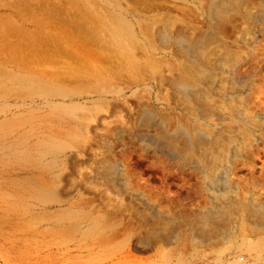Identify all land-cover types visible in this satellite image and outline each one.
<instances>
[{
  "label": "bare ground",
  "instance_id": "6f19581e",
  "mask_svg": "<svg viewBox=\"0 0 264 264\" xmlns=\"http://www.w3.org/2000/svg\"><path fill=\"white\" fill-rule=\"evenodd\" d=\"M170 1L166 3L170 4ZM181 1L183 7L181 10L176 7L179 11H175L182 16L186 6V11L191 10L189 13L200 12L208 22L206 30L203 26V32L194 33L177 25L178 20L172 19L175 24L169 23L167 19L170 17L161 18L166 22L160 21L155 28L158 20L155 17L163 9L160 11L159 4H152L150 0H119L117 4L105 7L94 1L95 5H91L85 0L87 4L82 2L81 6V0H75L74 39L73 42L70 40L71 46L67 41L73 49L69 58L72 59L70 67L74 78L68 80L71 81L70 87L63 83L51 85L49 81L50 84L43 82L38 87H30L31 96H38L43 103L41 112L47 108L49 114L31 115L26 122L21 119L25 122V131L19 136L12 134L11 166L7 170L10 225L16 231L21 229L26 251L37 254L44 263L55 264L65 256L81 258L95 252L98 245L92 242H102L106 244L107 264H121L132 251L125 247L115 249L119 223L115 219L120 217L123 206L140 199L146 207L156 211L152 210V217H145V222L153 226L147 234H141L144 237L141 236L136 244L150 245L153 238L175 243L181 238L180 226L190 228L192 253L189 255L178 247L166 245L173 249L155 252L154 264H264V202L242 196L243 181L246 184L248 181L240 174L239 177L237 172L241 165L249 168L250 172L257 170L255 161L264 150V107L254 110L250 104L251 100L256 102L254 93L262 84L260 74L263 73L261 63L264 56L259 49L264 45L261 33L264 32V0ZM176 4L180 6L178 2ZM173 10L169 9L168 13L171 15ZM186 11L184 19L188 17ZM174 16L178 18V15ZM230 28L237 33L239 57L235 47L236 56L229 49L228 45H234L227 43L229 35L234 34L230 33ZM229 38L234 39L232 35ZM260 55L263 57L261 60ZM170 56L175 59L171 60ZM250 68L257 69V72ZM62 77V80L57 79L63 82ZM39 78H35L36 81ZM23 81L27 82V79ZM165 84L170 87L168 96L163 95ZM26 88L28 90L25 85ZM131 98L146 99L141 103V113L134 123L136 135L148 143L146 149L152 148L156 154L165 153L166 158L169 155L172 168L178 174L183 175L190 169L198 171L202 188L215 192V196H210L211 205L208 204L207 212L197 219L200 226L193 224L195 216L185 212L183 199L167 196L164 200L161 196L151 195V188L148 192L142 189L136 172L125 159H122V164L113 160L115 156L111 160L115 147L108 138L114 142L110 132L117 130L114 133H122L123 126L126 127L130 121L127 120L128 112L134 106ZM255 99L259 103H256L257 107L264 101H259L258 97ZM164 100L167 103L171 100L185 110L190 122L180 120L176 127H171L168 110L154 105L165 104ZM229 118L245 120L244 124L239 123L240 126L237 123L234 126L229 120V133L233 136H227L216 128L200 129L196 124L199 119L220 124ZM12 120L14 125H19L17 120ZM99 129L103 131L99 132ZM97 138L106 141L108 156H103L104 160L99 161L101 166L95 169L85 157L90 155L87 152ZM94 151L95 155H100L97 149ZM94 159L98 158L95 156ZM253 174L252 187L263 186L264 179L260 180ZM99 201L105 210L101 214L99 212L104 210L95 211L98 206L95 204ZM158 202L165 208L161 209ZM88 204L93 208H88ZM131 215L134 216L133 213ZM161 225L171 227L167 235L162 233L165 229L161 230ZM249 231L259 236L258 239L254 240ZM213 243L221 246L212 255L199 249Z\"/></svg>",
  "mask_w": 264,
  "mask_h": 264
},
{
  "label": "rangeland",
  "instance_id": "374dc122",
  "mask_svg": "<svg viewBox=\"0 0 264 264\" xmlns=\"http://www.w3.org/2000/svg\"><path fill=\"white\" fill-rule=\"evenodd\" d=\"M93 1L95 2V4L97 3L101 7H103V5L105 7V6H110L111 4H117L119 0H103V1L102 0H89V1L85 0V2L90 3L91 5H95ZM166 1L169 2L170 0H165V3L163 2V0L162 1L161 0H150V3L159 4L161 6L158 5V8L163 9L162 11L160 9L161 12L158 15H156V17H155L158 20L160 19L159 21L157 20L158 22L156 20H154V21H156V24L154 26L155 28H158L156 26H159L160 21L166 22L165 19L162 20L163 18L170 17L171 21H169L170 19L169 20L167 19V21L169 23H171V22L174 23L173 22L174 20L175 21L178 20L176 23L177 25H182L186 29H188L189 31H192L194 33H198V32L201 33L204 30H206L205 24H208V22H207L206 18L202 14H200V12H196V11L194 12L193 11V12L189 13L190 9L188 11H186L188 8L186 9V6H185L184 7L185 9L184 8L183 9L186 12H188V15H187L188 17L184 19L183 18L185 16L184 10H182V12L180 11L182 13V16H181V14H178V12H176V11L181 10V8L183 7V6L181 7L182 1L181 0H175V1L171 0L170 4L172 2V4H171L172 6L168 2L166 3ZM203 1L206 3L207 0L206 1L203 0ZM74 2H75V0H0V264H46V263H44V260L40 256H38L37 254H35L33 252L29 253L26 251V248L24 246V242H22L23 238L21 235L22 234L21 229L18 228L16 231L10 225L11 224V218H9L10 215H9V209H8L9 205H10V203H9L10 202V190H9L10 187H9V182H8L9 174L7 173V170H9V168L11 166L12 134L16 133L17 136L22 134V132L25 131L24 123L26 122V119L28 117H30L31 115L34 117H37L40 114H44V115L49 114L47 112V108L43 109V113L41 112L42 108H43V103L38 96H34V98L31 96V95H33V92L32 91L30 92V87H33V88L38 87L39 83H43V82H44V84H47V83L50 84L51 83V85L63 83L64 85L70 87L69 85H70L71 81L69 82L68 80L74 78L75 74L74 73H72L73 75L71 74V71L73 72V69L70 67V64L72 65V63H71L72 59L69 58L70 55L72 57V52H73L72 50L73 49L70 46H71L73 39H74L73 38V29L75 30V28H74L75 25L73 22L74 21V19H73L74 13H75V11H74L75 9H73V8H75L74 7L75 5H73V4H75ZM82 2H83V5L87 4V3H84V0L83 1L81 0V6H82ZM177 2L180 4V6L178 4H176ZM168 6H169L170 11H171V9L173 10L172 7L175 6L174 10H173L174 12L171 13V15H173V16H171L168 13V10H169ZM170 6H171V8H170ZM162 7H164L165 9ZM176 7L177 8L179 7L178 8L179 10ZM55 9H57V10H55ZM175 9H177V10L175 11ZM189 14L191 16H193V18ZM160 15H164V17L163 16L161 17ZM174 15H178V18ZM172 19H174V20H172ZM183 19H184V21H183ZM194 21H196V22H194ZM179 23H181V24H179ZM160 24H162V23H160ZM194 24H196V26H200V27H196ZM203 26H204V30L201 28ZM189 27H191L193 30ZM207 27H208V25H207ZM231 31L234 32V30L230 28V33H231ZM22 33L25 35H23ZM71 33H72V35H71ZM261 33L263 34L262 44H264V32H261ZM236 34L234 32V34L231 33L230 35H232V37L234 38L236 36ZM11 35H13L14 37ZM228 35H229V33H228ZM230 35H229V37H230ZM229 37L227 39V43L228 44L231 43V45H234L232 47L230 45H228L229 49L231 51L233 50L235 52L236 49L238 50V47L236 46V45H238V43H236V39L238 37L236 36L234 39H232V38L230 39ZM67 41H68V44L70 43V46H68ZM25 45H27V47ZM239 45H242V44L239 43ZM263 46L264 45H262V48L259 49V53L260 52L263 53L262 56H264ZM233 47H235L236 49ZM27 49H29V50H27ZM52 49H54V50H52ZM60 50L61 51L63 50L62 53ZM237 50H236V52H237ZM25 53H26V55H25ZM66 53L67 54L69 53V55H67ZM237 53H238V55H237ZM237 53L235 54V56L237 55L239 57V54L241 52L238 50ZM60 55H61V57H60ZM262 56L260 57V60L263 58ZM170 58H171V56H170ZM51 59H53V60H51ZM174 59L175 58H171V60H174ZM263 60H264V58H263ZM262 63L264 64V62H262ZM262 63H261V65L263 68V70H262L263 73L260 74V75H262L261 76L262 80H260V83H262L264 85V83H263L264 82V77H263L264 76L263 75L264 74V65ZM179 66L177 65V68H179ZM68 67H70V69H68ZM245 69L246 68L244 67V71H245ZM54 70H56V71H54ZM67 70L70 71V73H68ZM251 70H253L254 73H255V71L257 72V69L256 70L251 69ZM62 71L63 72L65 71L66 73L64 72V74H63ZM7 72H8V75H7ZM173 72L176 73L174 71V69H173ZM31 76H33V77H31ZM62 76H64V80L67 79V80H65L66 82H64V80H63V82L58 80L60 78H61L60 80H62L63 79ZM169 76H170V74H169ZM30 77H31V79H30ZM35 78H39V81L38 80L36 81ZM41 78H43V79H41ZM18 79H21L22 81L18 80ZM24 79L25 80L27 79V82L28 81H30V82L32 81V82L29 84V82L27 83L25 81L26 82L25 83L23 81ZM33 80H35V81H33ZM41 80H45V81H41ZM36 82H37V84H36ZM262 84H260V86H259L260 89H258L256 91V93H254V96H256V97H254V102L255 101L256 102L253 103L252 100L250 102V104L252 103V105H253V106L251 105V108L252 109L254 108V110L261 109L259 106L264 107V104H263L264 103V101H263L264 100V98H263L264 94H262V93H264V88L261 89V87H264V86ZM25 85L28 86L29 91L27 90V88L24 89ZM165 85L166 86L163 87L165 90L163 92V95L168 96V93H170V90H169L170 87L168 84H165ZM8 86H11V87H8ZM13 87L15 88V90L13 89ZM260 91H262V92L259 93ZM26 92H28L27 95H26ZM255 94H259L261 97L259 95H255ZM163 95H161V96H163ZM234 96H236V93H234ZM257 97H258L259 101H263L260 103V105H258L259 108L256 105V103H258V100L255 98H257ZM134 98H131V99L133 100ZM163 98H164V96H163ZM131 99H130V102L132 105H133L132 102H134V106H132L133 110L128 112L129 118L127 120H130V121L127 122V125H126V123L124 124V125H126V127L123 126V132H124V133L122 132L123 135H121L122 133H118V132L114 133L117 131V130H114V131H112L113 135L110 132L109 136H112L111 138H113V141L115 143L112 142V139H110V137L108 138L111 141V142L110 141L109 142L112 144L113 148L115 147V150L113 149L115 152V155L110 156L111 160L115 156L116 158L113 160L119 161V163L121 162V164H122V162H124V161H122V159L123 160L125 159L126 164L128 163V165H130V167L133 168L134 172H136V179H137V181L139 180V182H141L140 184H142L143 187L141 185L140 186L142 187V189L147 191L148 189L151 188L150 189L151 192L149 190V193H152V191H153V193H155V194L152 193L151 195L156 196V197L161 196L164 198V200H165V198H167V196H173V197L180 199V200L183 199V202H185L184 204H186V206L184 207V209H186L185 212L188 213V215H190L192 217L195 216L196 219H195V222L193 224L194 225L197 224V226H200L201 222H199L197 219L204 212H207L208 207L211 205L210 196H212V195L215 196V192L211 193L210 191H206L202 188V184H201L202 178H201V174L198 171L190 169L187 173L183 174L184 176L181 173L178 174V173L174 172L175 169L172 168V164H171L172 161H171V158L169 155L166 154L167 155V158H166L165 153H162V152L158 153L157 152V154H156L152 148L146 149V146L148 144L147 141H145L144 139L141 140L139 138V135H136L137 130H136V126H134L136 119L138 118L139 114L141 113V109H142L141 103L143 104L146 101V99H144L142 101H140L137 98L134 99V101H132ZM79 101L82 102L83 100H79ZM166 101L167 100L163 101L165 104L155 103L154 105L158 109H162L165 111L168 110V111H166V113L168 112L167 116L169 119L168 121L171 124V127L172 126H173V128L176 127V124L180 120L181 121L185 120V121L190 122L189 115L186 113L185 110H181L179 107H177L175 105L174 102H171V100L168 101L169 103H167ZM16 102H17V104H16ZM170 103L171 104L173 103V105L171 106ZM139 104H140V106L137 107ZM135 105H137V106H135ZM38 107H39V109H38ZM137 109H139V111ZM26 113H28V114L30 113V114L28 115ZM137 113H138V115H137ZM171 113L173 116L174 115L175 116L171 117ZM12 119L17 120L19 125H17V124L14 125L15 121L13 122ZM21 119H23V120L25 119L24 120L25 122ZM10 120H12V121H10ZM229 120H231V119L230 118L228 120L224 119L219 124L217 121L211 120L212 122L211 121L207 122L205 120L199 119V120H196V124L200 129H209V128L215 129L216 128L217 131L220 130L219 132L224 131L223 133H225L227 136L228 135L233 136V134L229 133V130H231V126L229 127V125H228ZM17 121H16V123H17ZM21 121H22V123H21ZM223 121H224V123H223ZM234 121L231 120L230 122L233 123L234 126L236 125V123L238 126H240L239 123H241V125H242V124H244L245 120H236L235 122ZM226 122H228V123H226ZM204 123H205V125H204ZM218 125L219 126L221 125V126L219 127ZM227 125H228V127H227ZM127 126H128V128H127ZM134 127H135V129H134ZM201 127H204V128H201ZM211 129H209V130H211ZM225 130H228V132ZM98 131L102 132L103 129H99ZM171 131H173V130L171 129ZM152 132L155 133V131H152ZM97 139L94 140V142L91 144V147L89 149L90 152H87L88 154L90 153V155L85 157L87 160H89V165L90 166L93 165V167L95 169H96V167L101 166L102 163H100V162L102 160H104V158H106V156H108V152L106 149L107 147L105 148L106 143H104L106 141L103 142L99 138H97ZM137 139H139V140H137ZM101 142H103L104 144H102ZM93 144L95 146H93ZM94 149H97L98 150L97 153H100V155H95ZM144 149H146V150H144ZM93 151H94V153H93ZM102 151L103 152L105 151L104 154ZM263 151L260 153V158L259 159L257 158L255 161V164H256L255 168L257 170H255L253 168L254 172L253 171L250 172L249 168L247 169V167H246V169H245V167L241 165V166H239V170H237V172H238V176L240 174V176L242 175L241 176L242 178L245 177V181L246 180L248 181L247 184L243 181L244 188H243L242 196L247 197V198H251L254 201H258V200L261 201L262 200L264 202V184H263V186H258V187L254 188V187H252L253 182L251 181V180H253V178L251 177V175L253 173H254L253 175H256V177L259 176L260 180L264 179V176H263L264 174H262V172L264 171V166H262V165H264V163H263L264 152ZM91 153H93V154H91ZM9 155H10V157H9ZM95 156L98 159H94ZM103 156H104V158H103ZM91 159H93V160H91ZM118 159H121V160H118ZM240 167H241V169H240ZM249 172L251 174H249ZM261 176H263V177H261ZM259 182L262 183L264 181H262V182L259 181ZM144 186H145V188H144ZM161 193H164V194L161 195ZM156 197H154V198H156ZM185 199H187V200H185ZM158 200H160V199H158ZM199 201L201 204L199 203ZM158 204H159L161 209L165 208L164 206L161 207L162 204H160L159 202H158ZM208 204H209V206H208ZM95 205H98L97 208L95 209V211L98 209H101L100 211L104 210V209H102L103 204L100 203V201L97 202V204H95ZM131 205H132L133 209L130 208ZM89 207L93 208V206L91 204H88V208ZM125 209H127V210H125ZM122 210H124V211L122 212ZM122 210L119 212L120 215L118 214L120 217H117L115 219V220H117V223L119 221V223H118L119 225L117 224V229H116L118 231H117V235L115 237V242L117 243L115 249L125 247V248L130 249L132 252H131V255L128 254V256H126L121 261V264H154L155 260H156L155 254L157 255V253H155V252L161 253V251L164 252L167 248H168L167 251L173 249V247H167V246H175V248L178 247L179 250H182L189 255L192 253L193 246H192V243L190 241V228L188 226H180L179 232H180L181 238H180V240H178L175 243H170V242H167L165 240L160 241V240H156L157 238H155V239L153 238L150 245L144 246V244H141V243H137V244H139V245H137L135 242H137V240L144 237L141 234H144V235L147 234L153 226L152 224H148L145 222V217L146 216L152 217V213L154 214V212H152V210L153 211H156V210L151 209L149 207H146L145 204L142 203V200L140 201V199H137V201L135 200L134 202L123 206ZM138 210H139V212H138ZM104 212H105V210L103 212H99V213L101 214ZM135 212H138V214L140 213L139 214L140 217H138L139 215L136 214ZM130 213L131 214L133 213L134 216L131 215ZM96 215H98V212H96ZM121 215H123V217H121ZM163 227H165V228H163ZM170 229H171V227L166 228V226H162V228H161V230L165 231V233H164V231L162 232L164 235H167L170 232ZM249 234H250V236H252V238L254 240H256V238L258 239V237H259V236H256L255 233H252L250 231H249ZM125 239H127V242L125 241ZM184 241H185L186 245L184 244ZM129 242H130V244H129ZM92 243H96L98 245L97 248L95 249V252H93L91 254H86L81 258L70 257V256L61 257V258H59L60 260L58 259L55 262V264L57 262H58L57 264H107L108 254H107V251L105 250V247H104L106 244L102 243V242L101 243L100 242H92ZM124 244H126L127 246H124ZM140 245H142V246H140ZM182 245H183V248H181ZM219 246H221L220 243H213V244L200 246L199 249H202V251L209 253V255H212L213 251L216 248H218ZM186 247H187V249H186ZM162 248H163V250H162ZM26 253H28V254H26ZM152 260H153V262H152Z\"/></svg>",
  "mask_w": 264,
  "mask_h": 264
}]
</instances>
